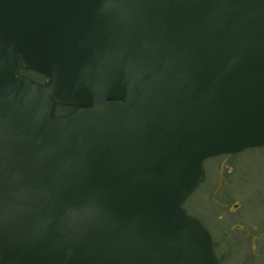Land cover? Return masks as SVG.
<instances>
[{
	"label": "water",
	"instance_id": "obj_1",
	"mask_svg": "<svg viewBox=\"0 0 264 264\" xmlns=\"http://www.w3.org/2000/svg\"><path fill=\"white\" fill-rule=\"evenodd\" d=\"M255 146L264 0H0V264H219L182 203Z\"/></svg>",
	"mask_w": 264,
	"mask_h": 264
},
{
	"label": "rangeland",
	"instance_id": "obj_2",
	"mask_svg": "<svg viewBox=\"0 0 264 264\" xmlns=\"http://www.w3.org/2000/svg\"><path fill=\"white\" fill-rule=\"evenodd\" d=\"M202 167L183 208L211 234L219 264H264V146L205 158Z\"/></svg>",
	"mask_w": 264,
	"mask_h": 264
},
{
	"label": "trees",
	"instance_id": "obj_3",
	"mask_svg": "<svg viewBox=\"0 0 264 264\" xmlns=\"http://www.w3.org/2000/svg\"><path fill=\"white\" fill-rule=\"evenodd\" d=\"M24 72H25V70L21 67L20 62L18 61V69H17L18 75H26V73H24ZM28 76H30V75H28ZM31 76H33L35 78V80H39V81H41L43 78V75H40V74H36L35 76L31 74ZM71 111H72V107H70L68 105H56V107H55V114L57 116H66V115L70 114Z\"/></svg>",
	"mask_w": 264,
	"mask_h": 264
},
{
	"label": "flooded vegetation",
	"instance_id": "obj_4",
	"mask_svg": "<svg viewBox=\"0 0 264 264\" xmlns=\"http://www.w3.org/2000/svg\"><path fill=\"white\" fill-rule=\"evenodd\" d=\"M19 61V60H18ZM20 62V61H19ZM22 67V66H21ZM23 68V67H22ZM17 69H18V64H17ZM24 70H25V72L24 73H26V75H20V76H22V77H25V78H28V79H31L32 81H34L35 83H37V84H39V85H45L46 84V82H47V80H48V78H47V76L46 75H44V74H42V73H39V72H36V71H34V70H32V69H28V68H23ZM28 73V74H27ZM32 75H36V74H40V75H43V78H42V80L41 81H39V80H35V78L33 77V76H31V74ZM28 75H30V76H28ZM34 78V79H33ZM56 105H59V104H56ZM56 107V106H55ZM70 107H72V111L74 110V109H76L77 108V106H70ZM71 111V112H72ZM230 154H234V153H230ZM233 227V226H232ZM231 227V228H232ZM240 227V226H239ZM241 228V227H240Z\"/></svg>",
	"mask_w": 264,
	"mask_h": 264
}]
</instances>
